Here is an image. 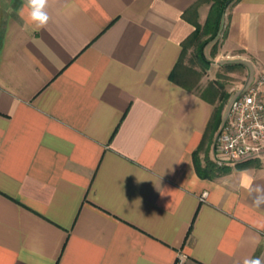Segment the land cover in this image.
Returning a JSON list of instances; mask_svg holds the SVG:
<instances>
[{"label": "crops", "instance_id": "1", "mask_svg": "<svg viewBox=\"0 0 264 264\" xmlns=\"http://www.w3.org/2000/svg\"><path fill=\"white\" fill-rule=\"evenodd\" d=\"M197 1L48 0L37 30L0 0V264H264L244 188L264 161L199 178L230 103L208 130L214 105L170 80ZM216 38L211 64L264 76V0L231 3Z\"/></svg>", "mask_w": 264, "mask_h": 264}, {"label": "trees", "instance_id": "2", "mask_svg": "<svg viewBox=\"0 0 264 264\" xmlns=\"http://www.w3.org/2000/svg\"><path fill=\"white\" fill-rule=\"evenodd\" d=\"M235 1L238 0H198L183 14V18L194 27V30L192 34L182 43L180 58L170 74V80L172 82L188 91L199 92L200 96L204 100L214 105V111L208 125V130L211 128L215 129L218 126L220 122V111L226 95L221 92L216 81H212L204 89L200 90L198 73L193 68L184 66L183 62L187 51L193 48L201 65L203 67L208 65V60L204 53L205 48L210 42L216 39L220 30V24L225 9ZM203 4H209L210 8L204 24L201 25L198 22V9ZM203 36H207V38L203 40ZM202 149L203 142L193 153L194 167L199 178L215 180L230 171L228 166H218L213 159L208 157L207 154L204 156L203 160H201L198 153ZM244 163L246 165H238V168L259 167V164L252 165L249 161Z\"/></svg>", "mask_w": 264, "mask_h": 264}, {"label": "built area", "instance_id": "3", "mask_svg": "<svg viewBox=\"0 0 264 264\" xmlns=\"http://www.w3.org/2000/svg\"><path fill=\"white\" fill-rule=\"evenodd\" d=\"M263 84L262 75L231 100L212 144V159L218 166H235L264 157ZM175 264H183L182 257Z\"/></svg>", "mask_w": 264, "mask_h": 264}, {"label": "rangeland", "instance_id": "4", "mask_svg": "<svg viewBox=\"0 0 264 264\" xmlns=\"http://www.w3.org/2000/svg\"><path fill=\"white\" fill-rule=\"evenodd\" d=\"M207 36H203L204 40ZM215 43V45H213ZM219 45V40L216 38L207 45V55L213 54ZM213 46V47H212ZM211 50V51H210ZM211 52V53H210ZM216 54V53H215ZM214 54V55H215ZM214 60V56L212 55ZM216 59V58H215ZM209 60V59H208ZM212 60V61H213ZM226 59L225 57L219 56L216 63L211 64L208 61V65L203 67L196 57L195 50L193 48L187 51L186 57L184 59V66L193 68L196 70L199 76V87L202 88L209 85L212 81H216L220 87L221 92H223L226 97L224 98L223 105L229 103L231 100L240 92L244 87V79L246 78V69L244 66L237 63L235 59ZM246 87V86H245ZM200 157L203 159L206 154L204 152L200 153ZM209 158L212 157V151L207 154ZM264 161V157L258 160L249 161L252 165L260 164ZM249 163V164H250ZM246 165L243 163H238L235 166H229V169H235L238 165Z\"/></svg>", "mask_w": 264, "mask_h": 264}, {"label": "clouds", "instance_id": "5", "mask_svg": "<svg viewBox=\"0 0 264 264\" xmlns=\"http://www.w3.org/2000/svg\"><path fill=\"white\" fill-rule=\"evenodd\" d=\"M48 0H26V4L20 9L19 15L26 23L34 25L39 30L43 29L49 23L50 17L47 12ZM26 13V15H25ZM244 188L253 198V205L257 208L264 205V185H255L249 178L248 182L244 185ZM244 264H261V261L257 259L246 260Z\"/></svg>", "mask_w": 264, "mask_h": 264}]
</instances>
